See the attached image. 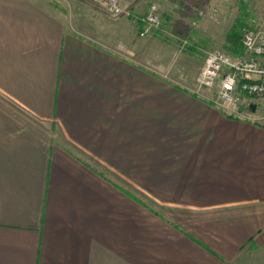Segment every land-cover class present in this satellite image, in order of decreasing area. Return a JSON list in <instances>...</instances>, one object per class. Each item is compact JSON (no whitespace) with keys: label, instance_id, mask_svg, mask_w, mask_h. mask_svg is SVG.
Returning <instances> with one entry per match:
<instances>
[{"label":"crops","instance_id":"1","mask_svg":"<svg viewBox=\"0 0 264 264\" xmlns=\"http://www.w3.org/2000/svg\"><path fill=\"white\" fill-rule=\"evenodd\" d=\"M106 18L0 0V264H264V123Z\"/></svg>","mask_w":264,"mask_h":264},{"label":"rangeland","instance_id":"2","mask_svg":"<svg viewBox=\"0 0 264 264\" xmlns=\"http://www.w3.org/2000/svg\"><path fill=\"white\" fill-rule=\"evenodd\" d=\"M122 1L127 7L140 13L145 12L150 4H157L161 11L159 27L142 36L141 27L131 18L112 15L92 0H46L69 16L73 12L81 13L86 8L104 13L107 16L106 22H112L124 29L126 25L129 28L136 27L135 31L150 43V48L154 45V51L150 52L153 57L150 56V59L155 62L157 72L168 79H179L188 88H197L194 78L201 70L208 51L223 50L231 55L235 54L227 49V35L239 21L245 24L244 28L254 27L264 32V5L256 0ZM149 39H154V44ZM251 101H254L251 105L256 106L253 110L250 105L251 111L255 112L253 115L258 120L238 117L250 122L264 123V117L259 118L264 115V103L260 100Z\"/></svg>","mask_w":264,"mask_h":264},{"label":"built area","instance_id":"3","mask_svg":"<svg viewBox=\"0 0 264 264\" xmlns=\"http://www.w3.org/2000/svg\"><path fill=\"white\" fill-rule=\"evenodd\" d=\"M110 14L129 17L141 27L145 36L161 23V11L157 4L149 5L145 12L127 7L122 0H92ZM241 43L243 54H229L223 50L207 52L203 66L197 75L195 92L212 91L211 101L230 115L258 120L251 111V100L264 103V32L256 28L243 29ZM246 99H249L246 101ZM246 103V109L242 106ZM264 117L262 114L259 118Z\"/></svg>","mask_w":264,"mask_h":264},{"label":"trees","instance_id":"4","mask_svg":"<svg viewBox=\"0 0 264 264\" xmlns=\"http://www.w3.org/2000/svg\"><path fill=\"white\" fill-rule=\"evenodd\" d=\"M244 27L245 24L239 21V23H237L236 26H234L227 35V42H229V46H227V49L235 54H243L245 51L241 43V34ZM231 116L236 117L235 115ZM141 203H143V201H141Z\"/></svg>","mask_w":264,"mask_h":264},{"label":"water","instance_id":"5","mask_svg":"<svg viewBox=\"0 0 264 264\" xmlns=\"http://www.w3.org/2000/svg\"><path fill=\"white\" fill-rule=\"evenodd\" d=\"M251 107L253 110H255V108H256L255 104H252Z\"/></svg>","mask_w":264,"mask_h":264}]
</instances>
